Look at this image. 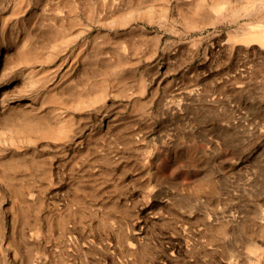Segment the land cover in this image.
Returning <instances> with one entry per match:
<instances>
[{"label": "rangeland", "instance_id": "rangeland-1", "mask_svg": "<svg viewBox=\"0 0 264 264\" xmlns=\"http://www.w3.org/2000/svg\"><path fill=\"white\" fill-rule=\"evenodd\" d=\"M0 264H264V0H0Z\"/></svg>", "mask_w": 264, "mask_h": 264}]
</instances>
